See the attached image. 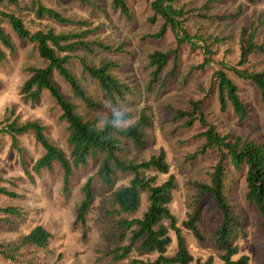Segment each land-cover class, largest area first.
I'll list each match as a JSON object with an SVG mask.
<instances>
[{"label": "trees", "instance_id": "trees-1", "mask_svg": "<svg viewBox=\"0 0 264 264\" xmlns=\"http://www.w3.org/2000/svg\"><path fill=\"white\" fill-rule=\"evenodd\" d=\"M82 1L99 6L97 0ZM147 1L153 12L150 22L162 21L158 31L150 36L162 38L172 31L178 42L172 51L156 49L147 55L145 70L148 79L145 88L155 91L157 85L165 87L169 75L175 73L177 50L183 43H191L192 36L186 27L188 12L177 4V0ZM246 1L255 3L257 0ZM32 2L37 22L48 21L63 29L57 31L54 25L47 23L45 27L31 30L21 14L27 6L26 0H0V61L6 59V50L13 53L16 48L12 33L35 45L41 64L27 67L28 77L22 86L23 98L38 102L44 91L49 92L60 109V120L66 124V143L70 152L68 154L53 143L47 137L45 127L36 119L22 121L19 117L12 118V115L6 117L0 122V134L2 138L9 136L12 146L22 151L17 145V137L33 133L37 143L43 147V154L31 170L41 174L44 169L51 170L59 165L65 193L70 192L75 169L90 163L96 165L95 173L81 187L83 198L75 206V223L82 226L84 236H87L88 213L96 198L100 197L99 220L105 242L98 249L101 258L125 264H214L213 255L204 259L190 252L182 231L185 228L199 244H207L217 251L223 264H250L249 255L235 256L239 254L238 240L247 236V228L252 223H258L264 233V140H246L233 138L229 133L222 134L207 119L202 100H191L189 110L168 107L176 130L182 125L181 128H190L196 122L204 128L199 135L201 143L188 155L191 165L196 164L200 155L215 152L218 156L210 172L189 176L185 181L188 212L180 226L169 206L176 177L170 173L165 149L160 148L148 157L139 154L149 148L153 126V116L148 107H137L133 103L142 89L119 75L120 65L115 60L101 57L92 64L80 55L82 51L94 56L97 53L122 52L123 48L98 38L95 32L101 25L92 28L87 19L67 16L59 9L46 5L43 0ZM111 8L133 20L127 0H112ZM263 28L261 17L244 24L240 29L237 65L221 62L214 72L220 109L226 111L231 106L240 121L246 120L250 112L240 95L239 85L229 72L251 81L264 106V68L249 70L243 67L249 56H264ZM204 51V60L196 66L202 70L212 62V51L207 46ZM171 53H175L176 57L174 68L165 73L171 64ZM75 59L80 62V72L73 68ZM56 77L63 80L70 93L59 86ZM86 79L96 82L97 91L112 106L117 108L128 102L129 107L126 108H129L132 127L123 132H114L109 128L95 130L101 118L111 115L112 111L100 112L104 105L86 87ZM131 100L133 102L129 103ZM21 154V162L25 164L23 151ZM25 170L30 175V171ZM160 174L168 177L160 182ZM240 179L244 184L243 198L234 197ZM0 194L16 196L6 187H0ZM208 199L216 205L220 220L205 234L202 222L204 204ZM22 215L19 207H0V226L4 218L9 222L10 217L19 218ZM172 231L176 234L177 248L170 254ZM52 238L53 234L45 226L35 225L17 241L0 242V257L26 264L23 259L26 253L31 249H47ZM262 260L257 264H264V258Z\"/></svg>", "mask_w": 264, "mask_h": 264}, {"label": "rangeland", "instance_id": "rangeland-1", "mask_svg": "<svg viewBox=\"0 0 264 264\" xmlns=\"http://www.w3.org/2000/svg\"><path fill=\"white\" fill-rule=\"evenodd\" d=\"M99 6L89 5L82 0H43L48 5L59 9L62 13L75 19H87L93 28L101 27L95 32L98 38L105 42L121 46L122 52L100 53L96 56L85 54L89 62L96 63L101 57L113 59L120 65L119 75L142 89L137 93V107L147 106L153 116L151 128V143L148 149L139 152L143 157L164 148L170 173L176 177V186L172 190L169 206L181 226L188 212L187 178L200 176L212 170L217 160V154L198 156L196 164L188 161L189 153L195 151L202 138L199 137L204 128L196 122L190 128H177L171 121L169 106L190 109L191 100H202L203 111L207 119L216 126L222 134L229 133L233 138L242 137L246 140H264V106L255 85L240 79L232 72L230 76L239 85L240 95L247 104L249 117L240 121L232 111L231 106L222 111L219 106L214 72L221 62L236 66L239 61V35L241 27L252 19L261 17L264 20V0L249 3L246 0H177L188 12L186 27L192 36L191 43H183L177 50V67L165 87L157 85L155 91L146 90L148 79L145 65L147 55L156 49L172 51L177 47V39L172 31L162 38L150 35L157 32L162 21L150 22L153 12L147 0H127L133 13V20H128L119 10L111 8L112 0H97ZM27 6L21 12L26 25L35 30L54 25L57 31L63 28L48 21L37 22L32 0H26ZM30 3V4H29ZM32 4V5H31ZM101 5V6H100ZM264 31V28H263ZM16 43L13 53L6 50V59L0 61V122L12 115L20 120H39L45 127L47 137L56 145L70 152L66 143V124L59 118L60 109L48 91H44L41 100L32 102L25 100L22 86L28 77L27 67L41 64V59L33 43L19 39L12 33ZM90 38V36H89ZM193 43V44H192ZM212 51V62L204 70L196 68L205 58L204 47ZM175 53H171L170 67L165 73L173 70ZM243 67L249 70L264 68V56H249ZM75 71H81L78 59L73 63ZM86 87L91 94L99 97L104 105L102 114L113 111L116 107L109 104L102 94L97 91V84L86 79ZM59 86L66 93L69 87L62 79L56 77ZM121 107H129L128 102ZM129 109V108H127ZM180 122H178L179 124ZM177 124V125H178ZM0 134V187H6L16 196L0 194V207L15 206L23 213L19 218L10 217L9 222L3 218L0 226V242L17 241L25 236L35 225L45 226L53 238L47 249H31L23 259L26 264H125L111 263L108 258H101L98 249L104 245L102 223L99 220L100 197L96 198L91 211L88 213L87 236L83 228L75 223V206L83 198L81 187L87 178L94 174L96 165L90 163L74 170L70 181V192L63 191L62 170L59 165L51 170L44 169L41 174L33 172L34 162L43 154V147L37 143L33 133L17 137V145L22 148L25 164H22V151L12 146L9 136ZM25 168L30 171L26 173ZM199 170V171H198ZM197 173L195 174V172ZM168 175L160 174L158 181H164ZM125 182L128 180L124 179ZM239 189L234 191V197L243 198L244 184L242 179ZM205 215L202 222L203 231L207 234L220 220L216 205L208 199L204 204ZM255 222V221H254ZM186 244L196 257L207 258L213 255L214 264H223L219 253L197 242L193 234L182 228ZM173 243L169 253L177 248L176 234L172 231ZM239 256L250 257V264H257L264 258V233L258 223H252L247 228V236L238 240ZM0 264H22L0 257Z\"/></svg>", "mask_w": 264, "mask_h": 264}, {"label": "clouds", "instance_id": "clouds-1", "mask_svg": "<svg viewBox=\"0 0 264 264\" xmlns=\"http://www.w3.org/2000/svg\"><path fill=\"white\" fill-rule=\"evenodd\" d=\"M131 116L126 107H117L109 116L101 118L99 124L96 125L95 130L103 131L106 128L112 129L114 132L127 131L131 124Z\"/></svg>", "mask_w": 264, "mask_h": 264}]
</instances>
